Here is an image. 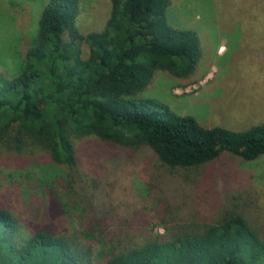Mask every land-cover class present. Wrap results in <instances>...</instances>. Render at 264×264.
<instances>
[{"label": "trees", "instance_id": "trees-1", "mask_svg": "<svg viewBox=\"0 0 264 264\" xmlns=\"http://www.w3.org/2000/svg\"><path fill=\"white\" fill-rule=\"evenodd\" d=\"M169 1L110 0L103 29L82 34L79 0H47L36 33L20 37L15 69L0 70V152H45L64 174L42 180L48 198L29 215L0 204V264H264V234L243 213L194 223L166 202L164 232L154 233L142 212L113 218L100 176L79 160L76 140L90 135L125 152L147 147L170 173L225 152L264 155V122L203 126L140 95L157 70L186 77L198 60V35L169 24ZM70 213L78 227L59 230Z\"/></svg>", "mask_w": 264, "mask_h": 264}, {"label": "rangeland", "instance_id": "rangeland-1", "mask_svg": "<svg viewBox=\"0 0 264 264\" xmlns=\"http://www.w3.org/2000/svg\"><path fill=\"white\" fill-rule=\"evenodd\" d=\"M46 1L0 0V70L15 69L19 39L36 33ZM110 8V0H79L78 30H102ZM166 16L173 27L196 31L198 60L186 77L157 70L140 95L192 115L203 126L243 130L264 122V0H170ZM81 48L86 55L87 45ZM76 143L82 166L100 176L98 197L110 200L106 206L113 218L142 212L149 220L146 229L163 233L159 219L168 202L178 205L181 220L195 217L194 223L215 222L238 211L264 234V155L245 161L225 152L190 172L170 173L147 147L125 152L94 135ZM63 169L45 152H0V204L29 215L48 198L42 180L63 175ZM70 214L57 220L59 230L78 227Z\"/></svg>", "mask_w": 264, "mask_h": 264}]
</instances>
